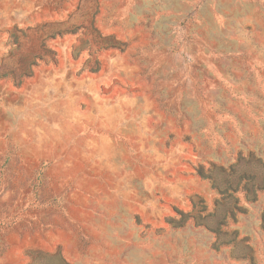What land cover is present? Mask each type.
I'll use <instances>...</instances> for the list:
<instances>
[{
  "label": "rangeland",
  "instance_id": "1",
  "mask_svg": "<svg viewBox=\"0 0 264 264\" xmlns=\"http://www.w3.org/2000/svg\"><path fill=\"white\" fill-rule=\"evenodd\" d=\"M250 154L264 0H0V264H264V194L183 222Z\"/></svg>",
  "mask_w": 264,
  "mask_h": 264
},
{
  "label": "trees",
  "instance_id": "2",
  "mask_svg": "<svg viewBox=\"0 0 264 264\" xmlns=\"http://www.w3.org/2000/svg\"><path fill=\"white\" fill-rule=\"evenodd\" d=\"M262 158L250 154L248 162H244V164H242L243 160H240L228 169L223 167L214 168L209 179L212 180L214 189L221 196L215 211L208 212L207 209L203 208L196 215H183V222H188L185 220L187 218L197 226H205L215 231L214 233L218 236L226 232L223 230H228L229 222H235V210L239 208L240 196L242 195L243 199L247 201L249 197L255 198L259 194H264V162ZM200 174L204 175L202 171H200ZM230 201L234 202L235 206L229 205ZM216 225L217 227L213 228ZM225 236L237 238L239 236L238 230L226 232Z\"/></svg>",
  "mask_w": 264,
  "mask_h": 264
}]
</instances>
